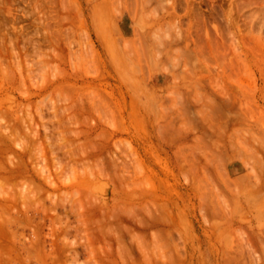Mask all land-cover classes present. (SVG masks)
I'll return each mask as SVG.
<instances>
[{
  "label": "rangeland",
  "instance_id": "374dc122",
  "mask_svg": "<svg viewBox=\"0 0 264 264\" xmlns=\"http://www.w3.org/2000/svg\"><path fill=\"white\" fill-rule=\"evenodd\" d=\"M0 264H264V0H0Z\"/></svg>",
  "mask_w": 264,
  "mask_h": 264
},
{
  "label": "bare ground",
  "instance_id": "6f19581e",
  "mask_svg": "<svg viewBox=\"0 0 264 264\" xmlns=\"http://www.w3.org/2000/svg\"><path fill=\"white\" fill-rule=\"evenodd\" d=\"M13 50H14V51H13ZM13 50H12V51L15 52V49H13ZM16 53H17V52H16ZM16 53H14V55H15ZM12 54H13V53H12ZM19 56H20V55H19ZM16 57H18V56H16ZM16 57H15V58H16ZM19 58H20V57H19ZM10 131H11V130H10ZM14 132H15V130H14ZM33 138H34V137H33ZM46 138H47V137H46ZM48 138H49V137H48ZM35 140H37V139H35ZM35 140H34V141H35ZM34 141H33V142H34ZM38 142H39V141H38ZM39 143H40V142H39ZM34 144H35V143H33V145H34ZM42 147H43V146H42ZM50 151H51V150H50ZM41 153H42V152H41ZM44 153H45V152H44ZM51 154H52V153H51ZM46 156H47V155L45 154V157H46ZM52 156H53V155H52ZM54 156H56V154H54ZM54 156H53V157H54ZM54 261H55V260H54Z\"/></svg>",
  "mask_w": 264,
  "mask_h": 264
}]
</instances>
